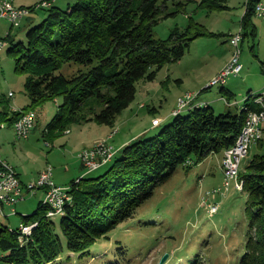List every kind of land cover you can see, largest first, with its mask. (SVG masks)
<instances>
[{"label": "rangeland", "instance_id": "rangeland-1", "mask_svg": "<svg viewBox=\"0 0 264 264\" xmlns=\"http://www.w3.org/2000/svg\"><path fill=\"white\" fill-rule=\"evenodd\" d=\"M44 1L63 10L75 3V0ZM44 1L14 0V4L31 7ZM165 4L162 16L175 13L152 27L154 38L166 39L171 32L182 31L189 21L203 25L212 35L192 40L180 60L166 63L152 81H138L134 100L117 115L113 125L72 120L63 131L46 132L58 113L61 99L30 104L24 91L29 74L16 72L15 61L10 55V50L17 49L16 45H26V33L43 20L48 8L31 12L18 26L0 19V37L11 36L0 51V90L2 93L13 91L18 102L26 104L24 110L29 108L35 112L34 127L26 138H18L10 125L0 129V157L15 168L22 181L33 180L46 167L52 168L55 183L61 186L102 174L121 157L124 142L152 137L169 124L173 114L181 111H178V101L182 96L197 93L196 101L209 105L218 115L236 114L246 97L264 93V17L251 16L250 24L241 31V73L229 77L225 86L211 87L209 83L235 53L230 35L240 29L245 0H227L226 10L210 13L199 9L196 2L183 8ZM62 71L70 74L68 66ZM249 99L254 105L253 98ZM101 108L102 104L95 97L88 98L83 107L85 112L88 109L98 112ZM157 120L159 124L155 126L153 122ZM104 141L112 147L114 157L98 164L93 171H86L79 153ZM263 151L264 134L262 148L255 144L250 146L248 155L241 161L240 172L254 154ZM222 155L212 154L197 164L187 161L177 167L131 219L116 225L85 251L73 253L63 247L57 259L44 264H160L164 255L167 259L161 264H239L248 233L247 195L234 187L223 193ZM214 189L216 194L203 201L202 198ZM41 192L26 193L24 200L11 206L4 204L0 211V227L18 228L22 216L38 209ZM212 204H217L218 210L210 215L208 208ZM0 264L8 263L0 260Z\"/></svg>", "mask_w": 264, "mask_h": 264}, {"label": "trees", "instance_id": "trees-1", "mask_svg": "<svg viewBox=\"0 0 264 264\" xmlns=\"http://www.w3.org/2000/svg\"><path fill=\"white\" fill-rule=\"evenodd\" d=\"M174 1L75 0L65 10L53 3L47 7L43 20L26 33V45L20 43L10 50L15 71L29 74L24 91L30 104L61 99L46 132L65 129L72 120L113 125L134 100L138 81H152L166 63L180 60L192 40L212 35L203 25L189 21L182 31L175 30L166 39L154 38L152 27L175 13L162 16L166 2L181 8L196 2L207 13L228 8L227 0ZM260 2L250 0L246 5L242 29L250 24L253 7ZM10 38L7 34L5 40ZM64 66L70 74H64ZM91 97L102 104L98 112L83 109ZM249 97L254 100L255 95ZM249 97L243 105L255 111L257 105L254 101L252 107ZM192 103L183 109L184 115L180 114L183 110L172 113V121L156 135L129 142L121 157L102 174L73 181L71 197L57 222L45 215L48 210L41 200L34 213L22 216L21 223H38L23 242L17 228L0 227V260L44 264L57 259L63 247L83 252L136 215L177 167L187 161L197 164L228 149L244 126L246 111L216 115L209 105ZM255 145L261 149L262 139ZM240 173L247 195L248 233L239 264H264V151L254 154Z\"/></svg>", "mask_w": 264, "mask_h": 264}, {"label": "built area", "instance_id": "built-area-1", "mask_svg": "<svg viewBox=\"0 0 264 264\" xmlns=\"http://www.w3.org/2000/svg\"><path fill=\"white\" fill-rule=\"evenodd\" d=\"M250 0H245V5H247ZM50 2L44 1L37 3L34 6H9V0H0V19L7 20L11 26H18L20 22L29 16L33 10L40 9L41 7H49ZM253 15L258 18L264 17V1L258 4V7H253ZM242 28L237 33L231 34L230 38L234 43L235 57L230 59L229 65L226 66L224 71L219 72L215 76L214 84L208 85L213 87L215 84H223L227 82L229 77H237L241 72H239V57H240V41L242 40ZM5 38L0 37V46L6 44ZM208 87V88H211ZM197 93L191 96H182V100L178 101V111L182 108L192 107V102L196 101ZM228 103V102H227ZM231 104V103H228ZM238 105V103L236 102ZM13 114L16 117L11 123L0 122V125H10L15 134H20V130L24 126H29L30 115L22 113V109L12 108ZM175 113V112H172ZM264 118V101H260L256 110L249 117V122L246 126V135H237L234 143L228 147L227 155L224 157V171L222 172V187L224 192H227L230 188H227V173H234L235 189L238 191H243V179L239 177L240 165H241V154L243 149H248L249 143H257L258 135H260V125L261 120ZM159 122V120H157ZM113 153L112 147H109L107 143L95 144L91 149L84 150L79 153L83 167L86 171H93L96 166L102 164V160L105 157L110 156ZM99 164V165H98ZM223 188L221 191H223ZM42 190L44 192L42 199L45 196H54V209L45 213V215H53L54 213L62 212L63 199L66 197H71L69 194V186L57 185L52 176V168L46 167L44 170L40 171L39 175L27 182L23 183L20 181L16 170L10 166L7 162L0 157V200L3 205H7L8 202H16V204L24 200L25 194H33L35 191ZM216 189L209 192L206 197L202 200H206L209 197L215 195ZM218 210L217 204H212L208 208L210 215L216 213ZM30 223L24 224L20 223L17 228L20 233V242L27 237V229Z\"/></svg>", "mask_w": 264, "mask_h": 264}, {"label": "bare ground", "instance_id": "bare-ground-1", "mask_svg": "<svg viewBox=\"0 0 264 264\" xmlns=\"http://www.w3.org/2000/svg\"><path fill=\"white\" fill-rule=\"evenodd\" d=\"M44 1V0H43ZM9 6H15L14 4V0H9ZM258 7V5H257ZM233 43V42H232ZM234 44V43H233ZM4 48V44L0 46V51ZM233 57H235V53L233 55ZM230 62V61H229ZM229 62L222 68V71H224V69L226 68L227 65H229ZM241 70V65L239 64V72ZM215 82V79L212 80L209 85L211 84H214ZM226 82H224L223 84H215V85H225ZM214 85V86H215ZM9 96H12V93H9ZM186 96H190V94L186 95ZM254 101H255V104L258 106V103L260 101H264V93L262 94H255V98H254ZM197 105H200V104H197ZM183 109V108H182ZM240 110H245L246 111V117H245V121H244V126L243 128L241 129L240 131V134L239 135H246V126L249 122V117L251 116V114L254 112L253 110H249L245 105H242L240 107ZM24 111H22L23 113ZM25 114H34V115H30V119H29V126H24L21 128L20 130V134H15L18 138H26L29 134V131L31 130L32 127H34V123H35V112L34 111H25L24 112ZM1 121V120H0ZM2 122V121H1ZM153 124L156 126V124H159V122L157 121H154ZM153 125V126H154ZM1 126H4V125H1ZM264 118L261 120V125H260V135H258V141L260 140V138L262 139V135L264 134ZM256 143H249V146H248V149H243L242 150V154H241V161L248 155V151H249V148L251 145H254ZM227 150L226 149L224 152H223V159H222V163H221V167H222V172L224 171V157L227 155ZM114 153H112L110 156L105 157L102 162L106 161L107 159H109L111 156H113ZM114 157V156H113ZM110 160V159H109ZM78 181V180H77ZM229 187H235V180H234V173H227V188ZM69 200V197H66L63 199V207L65 205V203ZM0 202H2L0 200ZM42 204L47 207V210L48 211H51L54 209V196H45L44 199H42ZM3 203V202H2ZM16 204V202H8L7 205L8 206H11V205H14ZM3 205V204H2ZM47 211V212H48ZM64 212V210H62V212H58V213H54L53 215H47L48 218H51V219H54L55 217H60V215H62ZM37 222L35 223H32L29 225V228L27 229V235H29L32 231V229L34 227L37 226Z\"/></svg>", "mask_w": 264, "mask_h": 264}, {"label": "crops", "instance_id": "crops-1", "mask_svg": "<svg viewBox=\"0 0 264 264\" xmlns=\"http://www.w3.org/2000/svg\"><path fill=\"white\" fill-rule=\"evenodd\" d=\"M221 68V67H220ZM9 93H12V96H9ZM197 104H201V103H199V102H197ZM27 106H26V104H22V103H20V102H18V100H17V98H16V96H15V94H14V92L13 91H11V90H9V91H7V93H2L1 92V90H0V119L2 120V121H6V122H8V123H11L12 122V118H13V116H14V114H13V111H12V108H19V109H25ZM252 107H253V105H252ZM29 109V108H28ZM9 125V124H8ZM8 127H10V126H8ZM4 128V126H1L0 125V129H3ZM11 129H12V127H11ZM128 143L127 142H124V145L123 146H125V145H127ZM223 156V155H222ZM5 161V160H4ZM5 162H7V161H5ZM8 163V162H7ZM9 164V163H8ZM15 169V168H14ZM17 172V171H16ZM18 174V173H17ZM18 176H19V174H18ZM37 176V175H36ZM35 176V177H36ZM34 177V178H35ZM21 177L19 176V179H20ZM33 178V179H34ZM22 179V178H21ZM20 179V181L21 182H23V183H27V182H29V181H31V180H27V181H22ZM53 179H54V181H55V178H54V174H53ZM65 186H69L68 184H66ZM43 194H44V192L42 191L41 192V198H40V200H42V197H43Z\"/></svg>", "mask_w": 264, "mask_h": 264}, {"label": "water", "instance_id": "water-1", "mask_svg": "<svg viewBox=\"0 0 264 264\" xmlns=\"http://www.w3.org/2000/svg\"><path fill=\"white\" fill-rule=\"evenodd\" d=\"M167 259V255H164L162 259L160 260V264L163 263Z\"/></svg>", "mask_w": 264, "mask_h": 264}, {"label": "clouds", "instance_id": "clouds-1", "mask_svg": "<svg viewBox=\"0 0 264 264\" xmlns=\"http://www.w3.org/2000/svg\"><path fill=\"white\" fill-rule=\"evenodd\" d=\"M243 192V191H242Z\"/></svg>", "mask_w": 264, "mask_h": 264}]
</instances>
